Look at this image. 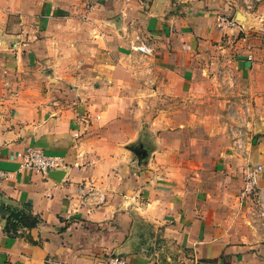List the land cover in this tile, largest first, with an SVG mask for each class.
Returning a JSON list of instances; mask_svg holds the SVG:
<instances>
[{"label":"crops","instance_id":"1","mask_svg":"<svg viewBox=\"0 0 264 264\" xmlns=\"http://www.w3.org/2000/svg\"><path fill=\"white\" fill-rule=\"evenodd\" d=\"M222 14L216 0H0V264H264V136L224 139L219 108L193 100L215 95L219 68L264 61L235 40L251 17L219 28ZM28 148L61 158V177L20 171ZM12 211L39 221L11 237Z\"/></svg>","mask_w":264,"mask_h":264},{"label":"rangeland","instance_id":"2","mask_svg":"<svg viewBox=\"0 0 264 264\" xmlns=\"http://www.w3.org/2000/svg\"><path fill=\"white\" fill-rule=\"evenodd\" d=\"M224 7L226 14L219 16L233 20L235 13L239 12L251 17V24L246 28V36L240 33L235 40H242L248 48H264V0H216ZM243 22V21H239ZM249 44V45H250ZM226 55L232 62L236 59ZM261 65L250 68L227 66L215 72L214 81L209 79L206 90L215 95L211 99L193 97V100H210L208 105L219 108L218 120L222 124L224 139H233L240 143H249L250 140L264 136V61ZM235 72H238L237 74ZM225 74V75H224ZM200 107L201 103L193 104ZM26 223V221H25ZM27 224V223H26Z\"/></svg>","mask_w":264,"mask_h":264},{"label":"built area","instance_id":"3","mask_svg":"<svg viewBox=\"0 0 264 264\" xmlns=\"http://www.w3.org/2000/svg\"><path fill=\"white\" fill-rule=\"evenodd\" d=\"M217 25L219 28L226 27L228 29H234L238 25L231 19L218 16ZM139 53L150 54L151 49L146 45H139L135 48ZM19 170L28 171L32 173L46 176L50 171L59 170L64 162L61 158L53 157L45 154L42 150L36 148H28L23 151L19 161ZM262 171L260 166L248 168L244 174V187L242 194L251 197L256 194L257 190V178ZM7 171L0 170V183L7 180L9 177ZM96 193H91V196H95ZM103 202V196H99L98 203ZM103 264H130L125 257L111 256Z\"/></svg>","mask_w":264,"mask_h":264},{"label":"trees","instance_id":"4","mask_svg":"<svg viewBox=\"0 0 264 264\" xmlns=\"http://www.w3.org/2000/svg\"><path fill=\"white\" fill-rule=\"evenodd\" d=\"M10 214L4 230L5 233L11 237H15V231L18 227L34 228L39 221L37 217L31 216L30 214H24L17 211H12Z\"/></svg>","mask_w":264,"mask_h":264},{"label":"water","instance_id":"5","mask_svg":"<svg viewBox=\"0 0 264 264\" xmlns=\"http://www.w3.org/2000/svg\"><path fill=\"white\" fill-rule=\"evenodd\" d=\"M245 16L242 13L237 12L235 17L233 18V21L240 27H244L243 24H245ZM239 21H243V22H239ZM246 29V28H245ZM47 176L53 179H59L61 177V172H59L58 170L55 171H50Z\"/></svg>","mask_w":264,"mask_h":264}]
</instances>
